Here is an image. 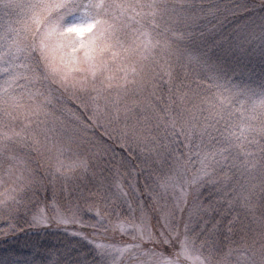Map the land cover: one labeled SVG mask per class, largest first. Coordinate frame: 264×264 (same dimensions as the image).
Segmentation results:
<instances>
[{
	"label": "snow or ice",
	"instance_id": "6c2138e0",
	"mask_svg": "<svg viewBox=\"0 0 264 264\" xmlns=\"http://www.w3.org/2000/svg\"><path fill=\"white\" fill-rule=\"evenodd\" d=\"M0 264H264V0H0Z\"/></svg>",
	"mask_w": 264,
	"mask_h": 264
}]
</instances>
